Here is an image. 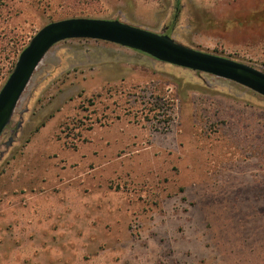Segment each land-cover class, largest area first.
Segmentation results:
<instances>
[{"label": "rangeland", "instance_id": "obj_1", "mask_svg": "<svg viewBox=\"0 0 264 264\" xmlns=\"http://www.w3.org/2000/svg\"><path fill=\"white\" fill-rule=\"evenodd\" d=\"M70 18L175 22L176 42L264 72V0H0V87ZM0 264H264V97L112 43L55 45L0 139Z\"/></svg>", "mask_w": 264, "mask_h": 264}, {"label": "water", "instance_id": "obj_2", "mask_svg": "<svg viewBox=\"0 0 264 264\" xmlns=\"http://www.w3.org/2000/svg\"><path fill=\"white\" fill-rule=\"evenodd\" d=\"M174 23L166 34L120 20L94 18H70L44 26L20 53L0 90V139L43 59L55 45L67 40H94L119 45L162 63L232 81L264 97V72L176 42L171 36Z\"/></svg>", "mask_w": 264, "mask_h": 264}, {"label": "trees", "instance_id": "obj_3", "mask_svg": "<svg viewBox=\"0 0 264 264\" xmlns=\"http://www.w3.org/2000/svg\"><path fill=\"white\" fill-rule=\"evenodd\" d=\"M26 46H27V45H26ZM26 46H24V47L19 51V53H18V57H19L20 53L25 49ZM137 52H138V51H137ZM139 53H140V52H139ZM13 69H14V65H13ZM13 69L10 71L8 77H9L10 74L12 73ZM8 77L6 78V80L8 79ZM6 80L4 81V83L6 82ZM4 83H3V85H4ZM3 85H1L0 90H1V88L3 87Z\"/></svg>", "mask_w": 264, "mask_h": 264}, {"label": "flooded vegetation", "instance_id": "obj_4", "mask_svg": "<svg viewBox=\"0 0 264 264\" xmlns=\"http://www.w3.org/2000/svg\"><path fill=\"white\" fill-rule=\"evenodd\" d=\"M175 18H176V19H175V22H176V20H177V15H176V17H175ZM173 23H174V22H173ZM173 23H172V24H173ZM174 24H175V23H174ZM173 27H174V26H173ZM164 34H166V33H164Z\"/></svg>", "mask_w": 264, "mask_h": 264}]
</instances>
